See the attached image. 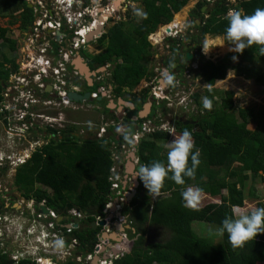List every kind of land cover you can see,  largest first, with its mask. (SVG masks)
<instances>
[{
    "label": "trees",
    "instance_id": "obj_1",
    "mask_svg": "<svg viewBox=\"0 0 264 264\" xmlns=\"http://www.w3.org/2000/svg\"><path fill=\"white\" fill-rule=\"evenodd\" d=\"M187 2L141 0L143 12L138 21L134 22L129 10L126 11L125 21L120 20L107 27L97 40L101 51L85 55L93 71L110 64L108 82L113 87V94L117 97L126 94L134 99L138 95L140 98L135 110L125 115L126 119L135 115L144 102L141 96L146 89L133 93L134 88L142 79L148 80L153 75L151 70L148 74L145 70L149 56L153 55L148 35L170 22L172 15ZM205 5V0H199L193 8L199 24L192 25L201 38L205 35L224 36L228 10L251 14L256 8H264V0H241L237 4L215 0L208 6L206 17L200 12ZM0 10L9 16L11 24L19 21L21 27H26L31 19V9L24 0H0ZM7 33L8 29L0 27V46L7 51L0 53V102L1 81L9 77V70L4 63L10 64L12 69L16 68V42ZM193 39L191 37L188 44H193ZM181 44L179 40L171 41L168 48L175 54ZM197 52L198 49L193 50L192 55L195 56ZM234 55L237 57L235 61L231 59ZM171 60L174 59H164L163 62L169 65ZM197 67L205 85L204 95L210 99L211 108L204 109L199 94H194L193 100L203 109V113L190 116L193 124L177 120L174 128L179 135L185 129L191 132L194 150L199 149L200 163L193 177H184L183 185L166 178L159 193L153 197L137 179L135 194L122 209V214L128 217L135 230L130 237L137 235V241L129 252L113 264H264V234H257L243 247L233 248L226 233L221 236V244L215 245L208 238L198 236L192 228L194 221H204L219 227L225 216L232 215V207L243 206L244 183L256 179L264 182V107H239L233 90L220 91L213 87L216 80L226 77L228 69L233 70L236 76L252 79L255 84L264 87V56L259 53L258 46L253 45L239 54L227 53L213 61L202 59ZM94 89L95 86H86L88 91ZM100 112L108 120L120 117L105 105H102ZM250 123L254 124L252 130L247 128ZM73 130L74 127H68L62 132V139L50 141L19 165L14 172V184L26 199H44L45 205L58 215H66L71 209L79 211L83 215L81 223L85 226L83 230L75 231L73 236L77 238L82 252H90L96 244L95 234L101 228L98 226L92 230L90 224L97 216L103 215L102 210L111 195L108 174L112 166L113 148L107 137L87 135L77 138L72 135ZM168 138L169 133L164 130L144 134L137 144L139 164L148 165L152 161L166 164L168 150L164 143ZM191 186L201 189V193L219 197V202L201 207L186 205L181 192ZM256 207H264V203L256 202ZM147 225L159 229L161 233L158 240L144 239ZM8 263L0 253V264ZM60 264L81 263L67 260Z\"/></svg>",
    "mask_w": 264,
    "mask_h": 264
},
{
    "label": "built area",
    "instance_id": "obj_2",
    "mask_svg": "<svg viewBox=\"0 0 264 264\" xmlns=\"http://www.w3.org/2000/svg\"><path fill=\"white\" fill-rule=\"evenodd\" d=\"M24 1L30 3L31 25H27L25 29L21 30L18 28L21 31L20 34L17 33L18 40L16 43L19 63L13 73L9 75L7 82L2 85L0 119L3 123V130L12 138L23 137L36 121L47 125L51 129L54 138L60 134V129L68 123L67 110H87L89 104H92L93 108H97L98 104L95 102L99 97H103L100 95L108 93L105 91L106 85L102 84L90 93L91 100L95 101L94 103L70 98V93H83L80 84L81 76L75 66V60L77 58L84 59V51L93 54L99 52V50L90 48V43H97V39L104 33L106 26L118 12L123 13L131 2L130 0ZM206 1L212 3L214 0ZM225 2L237 4L238 0H225ZM114 3H117V8L113 7ZM170 24L163 26L160 32H156V42L172 36L181 23L179 25L176 23L173 26H170ZM17 26H19L18 23ZM97 29H99L98 32H96ZM90 34L91 38L89 39ZM100 80L101 77L96 79V81ZM34 91L39 94L35 96ZM154 93L155 96H158L155 91ZM40 96H44L45 100L40 101ZM157 125L158 123H155L154 120H143L141 122L138 130L131 137L134 150L138 140L144 134L155 130H167ZM107 127L119 128L120 119L106 120L97 129L96 137H105ZM112 148L111 159L114 163L108 174V179L111 182V195L102 210L103 215L95 221H99L100 218H110L111 212L116 213L120 209L121 203L127 199V195L133 191L131 187L129 188L126 185L125 188L128 189L121 192V183L127 184L124 180L122 150L116 149L113 145ZM27 201L28 210L35 221L31 223L29 218L24 217L30 223L27 231L32 236L29 244L32 250L23 261L26 260L27 262L29 259H34L33 262H35L40 259L41 264H55L72 260L67 258L70 249L79 245L77 238L68 235L74 227L72 225L64 226V222L60 221L61 219L57 221L59 215L45 205L44 199L35 201L30 198ZM42 206H46V214L39 210ZM66 215L74 219L82 216L75 209L69 210ZM123 218L126 217L123 216ZM121 237L125 241L127 232H122ZM56 240L64 242L62 248L55 246ZM36 247L48 248L36 252ZM79 256H81V259L78 257L77 260L73 261L86 264L92 258V254L88 251L85 253L80 252ZM116 257L111 256L106 260H102L101 264H110V260ZM11 258L16 260L17 257Z\"/></svg>",
    "mask_w": 264,
    "mask_h": 264
},
{
    "label": "flooded vegetation",
    "instance_id": "obj_3",
    "mask_svg": "<svg viewBox=\"0 0 264 264\" xmlns=\"http://www.w3.org/2000/svg\"><path fill=\"white\" fill-rule=\"evenodd\" d=\"M131 4L127 5L126 10H130L129 6L132 5L133 0H130ZM114 8H117V3L113 4ZM1 11V10H0ZM191 11L193 12V14H191ZM2 12V11H1ZM201 12V11H200ZM2 14L6 15L5 13L2 12ZM189 15H190V20L189 23L186 27L184 28H176L175 29V33H173L172 36L167 37V42L171 43V41H177L179 40L182 44L180 46V49H178V52H176L175 54H172V59L171 62H169V65L172 64L173 62H176L177 64L174 66L173 69L169 68V65H167V63H161V66H163V72L165 71H171L174 74V82L172 85H165L164 82V87H161V80L162 79V71L160 72V74H157L156 77H154V73L152 76H149V78L151 79V84L149 85V87H145L143 89H146V92L141 96L142 99L144 100V102H142L140 109H137L135 115H131V117H134L137 115V112H139L140 110L143 109L144 105L146 103L148 104V110L147 113L144 117L142 118H138V120L136 121H132L131 117L129 119L125 118V115L130 112L135 110L138 101V99H140L137 95V99L131 98V97H121L125 102H129L131 104H133V107L130 108L127 105L122 104L120 106L121 110H119L120 114V132L118 133L116 131L117 128H113L110 129L109 127H107V130H105L106 137L109 138V140H111V144L116 147V149L118 150H122V155L121 158L123 159V168H124V172H125V167L128 164H133V165H140L138 162V158L136 155V151H137V146L134 150L133 146H132V142H131V137L135 134V132L138 130V127L140 126L141 122L147 121V120H154L156 118H160L164 116L165 112L168 110V105L166 103V100L168 99L167 97V93L169 92L167 88H174V86H180V84L184 81V77L185 74H189L190 71L192 70L191 66H185V63L182 60L183 54H185L187 51H189L188 46H192V48L190 49V53H192L193 50H199L198 46L201 45V43L203 42V38L198 37L196 34L197 32L194 31L192 32V29L194 28V26L192 24H195L194 21L197 17L195 11L190 10L189 11ZM8 16V15H7ZM9 17V16H8ZM199 21V20H198ZM196 25V24H195ZM172 26V25H171ZM163 27V25L159 26L158 29L161 30V28ZM16 28L21 29H25V27H21V25L17 26ZM195 29V28H194ZM189 33V34H188ZM153 34V33H151ZM149 34L148 37L151 35ZM156 34V33H154ZM147 37V40L149 41ZM191 37H193V44H188V41L191 40ZM224 37V36H222ZM16 38V37H14ZM225 38V37H224ZM187 48L186 50L184 48ZM18 52L15 51L14 53V64L15 66L18 65L19 63V57L16 58ZM154 54V51H153ZM152 58V57H151ZM85 59V56H84ZM164 59H168L163 57L161 59V62H163ZM86 61H88L87 59H85ZM197 57L192 55V58L188 61H196ZM16 61V62H15ZM4 66L9 70L8 73L9 75L13 73V71L15 70L11 68L10 64H6L4 63ZM152 71V70H151ZM185 73V74H184ZM93 80H96L98 78L103 77V70L102 71H98L95 72L92 76ZM9 78V77H8ZM7 79H4L3 81L7 82ZM154 80V81H153ZM181 82V83H180ZM80 84H81V88H83V90L86 89V84L84 85L83 80H80ZM110 86L107 85L105 87V91H107L108 93H106V95H100L103 97H100L99 100V104L100 102L103 101V105H105L106 107H108V104L111 106L117 105L118 102L117 100L119 99V97H117L115 94H113V87L109 88ZM154 91L158 94V96H155ZM33 94L35 96H37L39 93L34 91ZM108 94V95H107ZM115 102H113V100ZM45 98L44 96H40V101H44ZM135 101V103H134ZM119 105H117L116 107L118 108ZM115 108V110H117V108ZM109 108V107H108ZM36 111H38L36 108H34ZM171 110L169 111L170 113L173 112V109L170 108ZM114 110V111H115ZM154 112L153 115H151V113ZM124 113V114H123ZM117 114V113H115ZM167 116V115H166ZM165 116V118H166ZM170 116V115H169ZM171 118V116H170ZM163 119V118H162ZM179 120V119H178ZM177 119L173 118V123L174 125H172V128H174L175 123H176ZM182 121V120H180ZM189 122L191 121V119L188 120ZM184 123V122H183ZM0 124L3 128V123L0 119ZM69 123H67L63 128L60 129V135H58V139H62V131L66 130L69 126ZM189 124V123H188ZM79 128L78 131L75 132V135L77 138H82L84 136L85 133V129L83 124L78 123ZM130 126H133V131H130ZM109 128V129H108ZM1 129V128H0ZM72 133V132H71ZM110 133V135H108ZM91 136L96 137V133H92L89 134ZM121 136V138H120ZM127 136L128 139L126 140L124 137ZM55 138L52 137V133H51V129L43 124L40 123L38 121H36L34 124H32V126L29 128V130L25 133V135L23 137H11L8 134H6V132L4 131L3 134L0 132V148L1 146L5 147L7 151H12L10 152V154L14 155V158L22 163L25 159H27L28 157H31V155L41 149L44 145L50 143V141L54 140ZM139 141V140H138ZM133 149V150H132ZM18 163V164H20ZM3 170H0V173ZM134 171L135 169L133 168V173L131 174H125L124 172V176L127 182H130V184L132 185L131 187L134 188L133 186V180H132V176H134ZM135 179L137 180L138 177H135ZM138 181V180H137ZM13 186L11 188H6V189H2L0 190V216L2 217V220L0 223V253L2 255H4L6 257V260L9 262L8 264H41V260H36L35 262L34 259H29V261L26 262V260L23 261V259L27 258L30 254V251H28V247L30 244V239H32V236H30L28 234V226L30 225V223H28L24 217H27L31 220V223H33L35 221V219L32 218V216L30 215V212L28 210L27 204L28 201L26 199H24L20 193V191L17 189V186L14 184L13 181ZM127 184L121 183L120 188H121V192L126 191L128 188H125ZM42 187V185H39ZM12 188H15V190H11ZM18 192V194L15 193ZM134 194H135V188L133 189ZM130 192V191H129ZM22 199V200H21ZM21 200V202H20ZM112 213V212H111ZM116 214L115 212H113V214H111L110 218L106 219V225L102 228L104 231L99 233L96 243V247H99V249L95 252L92 253V258L90 260L87 261L86 264H91L92 259L94 257H96V264H101L102 260H106L108 258H110L111 256H116L117 255V259H119L123 254L127 253L130 251V249L132 248V243L130 240L125 241L123 243V247H121L120 244V237H121V231L124 232L126 231L125 225L122 222L121 225V229H118V225L120 224L118 222H115L116 220ZM30 216V217H29ZM122 216V214H121ZM59 217L61 218V222H64V226L68 227V226H73L74 229L72 230L71 233H69L68 235H74L75 231H79L81 228L83 230L84 226L81 222L83 219V215L81 216V218H78V222L73 221L74 218H70L67 215H59ZM123 218V216H122ZM121 218V219H122ZM99 225H97L98 227ZM96 227V228H97ZM95 228V229H96ZM154 226H149L147 225V232L145 233V237L147 236V239L150 241H154L158 238L157 233H154L151 235L152 231H154ZM91 229V226H90ZM94 229V230H95ZM152 229V231L150 230ZM93 230V229H92ZM150 232V235H149ZM159 233V231H158ZM128 234V233H127ZM114 237L116 239H114ZM112 242L115 247L113 246H109L107 245V242ZM75 247H81L80 244L78 246ZM11 257H17L16 260H12ZM55 264H60V262L55 263Z\"/></svg>",
    "mask_w": 264,
    "mask_h": 264
},
{
    "label": "rangeland",
    "instance_id": "obj_4",
    "mask_svg": "<svg viewBox=\"0 0 264 264\" xmlns=\"http://www.w3.org/2000/svg\"><path fill=\"white\" fill-rule=\"evenodd\" d=\"M198 1L199 0H188V2L186 3V5L184 7H182L174 16L172 15V21H171L172 23L171 24L178 23V25H179L181 23L178 26L180 29L186 27L188 25L189 20L191 19L190 15H189V11H190V9L195 7V5ZM129 7H130L129 8L130 9L129 14L132 16V20L134 22L138 21L142 15V12H143L141 0H133L132 5ZM125 19H126V15H123V13L118 12V14H116V16L114 17V19L112 21L113 22H117L120 20L125 21ZM9 21H10V18L7 15L2 14V12L0 11V27L4 28V29H8L7 34L10 37H13L12 39H14L15 42L17 43L18 36L16 35V33L20 34L21 31H19L18 28H16L17 22L14 24H11ZM171 24H170V26H171ZM110 25H112V23H109V25L107 27H109ZM194 31H196V29L193 28L192 32H194ZM14 37H16V38H14ZM149 39H150L149 43L153 47L154 54L152 55V58H151V56H149V62L145 66V70H146L147 74L150 72V70H152V72L154 73V77H156V75L160 74L161 71L163 72L162 68L164 65L161 66V63H164V62H161V59L163 57L171 59L172 58L171 55L173 53L170 52V49L168 48L167 38H164L163 41L156 42L157 36H156V34H153L152 37ZM229 47H230V45L227 43V41L225 40L224 37L205 35L203 37V42L201 43L200 46H198L199 50L195 56L197 57V59L199 58V61L202 59H210L213 61L217 58L223 57L227 53H234V52L229 51ZM90 48H92L93 50H100V47L98 46L97 43H90ZM3 52L7 53L6 49H4L3 47L0 46V53H3ZM83 54L84 55H87V54L88 55H94L92 52H88V51H84ZM183 56L184 57H182V60L185 63V66L190 65L192 70L190 71L189 74L184 73L185 74L184 81L182 83L180 82L181 83L180 86H178V85L174 86L173 85V87H175V89L171 88V87L167 88V89H169V92L167 93L168 99L166 100V103L168 105V110L170 111L171 110L170 108H172L173 112L170 113L167 110L163 117L160 116V118L155 119V123H158L157 126H162L164 129H167L166 131H168V133H169V138L164 143V147L167 150H168V145H169L170 141H172L174 138L179 136V134L175 131V129L172 128V125H174L173 118H175L177 120L179 119V121L180 120L188 121L190 116H196L199 112H200V114H202L203 109L199 108L196 105V102L193 100V95L199 94V101L201 103H202V97H206L204 95L205 85L199 76L198 67H197L199 61H197V60L196 61H188V60H186L185 54H183ZM17 57H19V53L17 54L16 58ZM232 73H233V70L229 71V69H228L227 73H226V77L223 80H216L213 87H215L217 90H220V91L233 90V92L235 93L234 99H235L236 105L239 107H247V106L264 107V88L256 85L252 80L251 81H241L240 79L237 80V78H233L234 74L232 75ZM150 81H151L150 78H148V80L144 79L143 82H140L133 91L138 92L141 89H143L149 85H152ZM124 96L126 97L127 95L124 94ZM216 98L218 99V97H216ZM112 100H113V102H115L114 99H112ZM92 103H94V101H92ZM134 103H135V101H134ZM135 104H137V103H135ZM102 105H103V101L100 102V106L97 108L102 109ZM111 110H114V108L111 107ZM67 112L73 121L80 123V124H83L86 135L94 133V130H96L98 128V126H101L103 124V118L108 120L107 117H105V115L102 112H100L99 109L93 108L92 104H89L87 106V110H71V109H69V110H67ZM98 112L100 113L101 116L98 115ZM119 114H122V113H119ZM169 115L171 116V118ZM116 116H118V113L116 114ZM165 116H166V118H165ZM118 119H120V117ZM89 122H90V124H93V126H87V123H89ZM249 127L253 129L254 124L250 123ZM0 128H1L0 132L3 134L4 128H2L1 124H0ZM77 130H78V128H77ZM9 136H11V135H9ZM5 149L6 148L3 146H1V148H0V170H3L0 173V190L14 187L12 184L14 181V176H15L14 172L16 169H18V165H19L18 163H20L14 158L13 154H10L12 149H11V151H7ZM29 158L30 157L25 159L22 163H25L27 160H29ZM22 163H20V165ZM113 163H114V161L112 160V164ZM1 166H4V167H1ZM127 186H129V188H130L132 185L130 184V182H127ZM189 188L194 189L192 186ZM132 189H134V188H132ZM11 190H15V188H12ZM243 191H245V200L243 201V206L232 207L231 208L232 215L229 217L238 216L240 214H247L248 212H250L252 209H254L256 207V202L264 203V182H262L260 179H256L255 181H250V180L246 181L244 183ZM250 192H253L254 195H252ZM15 193L18 194V192H16V191H15ZM222 193L225 194V191L223 190ZM205 195L206 196H203L200 194L198 202L195 203V207H197V206L201 207V206H204L208 203L219 202V197H212V196H209L207 194H205ZM153 196H154V194L151 195V197H153ZM120 214H122V208L121 207L117 211L115 222L120 223V225H122V222H123V224L125 225L124 229L128 233L125 241L130 240L132 245H133L137 241V235L134 237H130V234H134V232H135L134 227L131 226V222L128 220V217L126 215H125L126 218L121 219ZM123 215L124 214H122V216ZM99 217H100V215L97 216L96 219ZM99 220H102V219L100 218ZM92 222H94V221H92ZM104 226H100L101 228L95 234L96 243H97L96 239L98 238L100 231L101 232L104 231L102 229ZM151 226H153V225H151ZM192 228L198 236L208 238L209 241H212L215 245L221 244V236L216 235V229L218 228L217 225H211V224L204 222V221H194L192 223ZM150 230L152 231V229H150ZM158 231L154 230L151 233V235L154 233H157L158 238L156 240H158L160 238L161 232L159 231V233H158ZM121 233H122V231H121ZM149 235H150V232H149ZM144 239L148 240L147 236L145 237V235H144ZM125 241H123L122 237H120L121 247H123V243ZM107 243H108L107 245L115 247V245L112 242L109 241ZM43 248L45 249L48 247H36L35 250H36V252H41L43 250ZM27 249H28V251H31L32 247H28ZM98 249H99V247H96V244H95L93 247V250L90 251V253L91 254L95 253ZM80 252L85 253V252H82L79 247L71 248L70 254H69V256H67V258L72 259V261L77 260L78 257H80V259H81V256H79ZM116 259H117V257L111 259L110 264H113V262ZM61 263H63V262H61ZM258 264H262V263H258Z\"/></svg>",
    "mask_w": 264,
    "mask_h": 264
},
{
    "label": "clouds",
    "instance_id": "obj_5",
    "mask_svg": "<svg viewBox=\"0 0 264 264\" xmlns=\"http://www.w3.org/2000/svg\"><path fill=\"white\" fill-rule=\"evenodd\" d=\"M190 10H193V8ZM126 11L127 10H124L123 15H125ZM175 14H173V16ZM226 19H227V27L225 28L224 36H225V40L230 45L229 51L239 54L242 53L244 49L251 48L253 45H257L259 53L261 54V56H264V8H256L251 14H244L241 10H230L226 14ZM171 21L164 24L163 26L170 24ZM17 23L20 25L19 21ZM110 23L114 24L116 22H113L111 20ZM156 31L153 33H156ZM168 44L169 42H167V45ZM100 51L101 49L99 50V52ZM83 56L85 55L83 54ZM85 59H82L81 61L84 62ZM231 59L235 61L237 57L234 55L231 57ZM109 65L110 64H106L103 66L104 68L99 67L94 71L89 68L91 72L89 75V80H87L86 77L78 69L77 70L80 73L81 80H83L84 85L86 84L89 87L95 86L94 89L95 91L96 88L102 84L106 86L107 85L110 86L108 82L109 74H110ZM87 66L89 67L88 64ZM169 68L173 69L174 64H170ZM102 70H103L102 79L100 81L93 80L91 76L95 72ZM162 79L165 85H172L174 82L173 72L171 71L163 72ZM86 91L88 90L86 89L83 90V93H85ZM94 91H89V94ZM209 91H211V88H209ZM83 93H78V94H83ZM77 101H81V100H77ZM90 101L92 100L91 99L86 100V102L88 103ZM95 103L98 104V107L100 106L99 100H97ZM202 106L204 109L211 108V101L208 97H202ZM96 109H99L101 111V108H96ZM109 109H111V107H109ZM118 116H120V114H118ZM66 117L69 123L68 126L74 127V130L72 131V135L76 137L75 132L78 131L77 128H79V125L77 122L72 120L68 112ZM87 126H93V124L87 123ZM99 127L100 126H98V128ZM97 129L94 130L95 133ZM116 131L119 133L121 130L120 128H117ZM86 136L87 135L84 134L83 138ZM57 137L58 136L54 138L56 139ZM124 138L126 140L128 139L127 136H125ZM194 147L195 146L191 132L188 131L187 129L182 130L181 134L178 137L174 138L172 141H170L168 145L166 164L161 161H152L148 165H140L134 177L139 178L144 188L147 190V193H151L154 195L159 193V190L161 189L163 182L166 178L171 179L177 185H183L185 183L184 177H189V178L193 177L195 174V170L200 163V160L198 158L199 149L194 150ZM169 173H171L170 176ZM200 194H201V189L188 188L181 192V198L186 203V205L195 206V203L198 202L199 200ZM23 198L26 199L25 197ZM1 220L2 217L0 216V223ZM225 233L227 234L228 242L233 248L243 247L248 241L253 240L257 234H264V207H256L247 214H240L238 216H233V217L225 216L221 220L220 226L216 229V235L223 236ZM63 243L64 242L62 240H56L55 246L57 248H62Z\"/></svg>",
    "mask_w": 264,
    "mask_h": 264
},
{
    "label": "water",
    "instance_id": "obj_6",
    "mask_svg": "<svg viewBox=\"0 0 264 264\" xmlns=\"http://www.w3.org/2000/svg\"><path fill=\"white\" fill-rule=\"evenodd\" d=\"M27 7L28 8H30V3H27ZM191 14H193V12L191 11ZM194 23L196 24V25H198V23H199V21H198V19H195V21H194ZM29 25H31V22H29L28 23ZM99 31V29H97V31L96 32H98ZM95 32V33H96ZM91 38V34L89 35V39ZM185 50L187 49L186 47L184 48ZM188 49L190 50L191 49V46H188ZM185 57H186V60H190L191 58H192V54L190 53V51H187L186 53H185ZM110 63H111V60H110ZM87 64H88V62L85 60L84 62H82L81 61V59L80 58H77L76 59V61H75V65H77L76 67H77V69L86 77V79L87 80H89V75H90V70H89V67L87 66ZM172 64H174V66L177 64L176 62H173ZM5 84V81H1V85H4ZM70 98H72L73 100H83V99H85V100H89V99H91V97H90V94H89V91H86L85 93H83V94H78V93H75V92H73V93H70V96H69ZM98 100H100V97L98 98ZM117 102H118V105L119 106H121L122 104H124V105H127L128 107H130V108H132L133 107V104H131V103H129V102H125L122 98H120V99H118L117 100ZM148 104L149 103H146L145 105H144V107H143V109L142 110H140L139 112H137V115L136 116H134V117H131V120L132 121H136V120H138V118H142V117H144L145 115H146V113H147V110H148ZM114 107V106H113ZM154 114V112H152L151 113V115H153ZM188 123H190V124H193L194 122L193 121H184V124H188ZM130 131H133V126H130ZM108 135H110V133L108 134ZM120 138H121V136H120ZM139 166L140 165H133V164H128L126 167L128 168V170L129 171H131V170H133V168L135 169V171H134V176L136 175V171H137V169L139 168ZM134 176H132V180H133V186H134V188H136L137 187V185H138V181L135 179V177ZM134 196V191H131L128 195H127V199H126V201L129 203V201H130V199L132 198ZM125 201V202H126ZM127 202L125 203V204H127ZM125 204L123 205V204H121L122 206H125ZM39 210L42 212V213H45L46 214V212H47V209H46V207H44V206H42V207H40L39 208ZM121 215V214H120ZM59 218L61 219L62 217H58V220H59ZM109 218V217H108ZM120 218H122V216H120ZM73 221H75V224L74 225H76V222H78V219H73ZM91 229H95L96 227H97V225H99V226H104V225H106V219H102V220H99V221H94V222H91ZM118 226V229H121V225L120 224H117ZM114 239H116L115 237H114ZM96 257H94L93 259H92V262H91V264H96Z\"/></svg>",
    "mask_w": 264,
    "mask_h": 264
},
{
    "label": "crops",
    "instance_id": "obj_7",
    "mask_svg": "<svg viewBox=\"0 0 264 264\" xmlns=\"http://www.w3.org/2000/svg\"><path fill=\"white\" fill-rule=\"evenodd\" d=\"M241 0H238V2H240ZM209 6V5H208ZM208 9V7H206V8H202L201 9V11L203 12V11H205V10H207ZM157 32H160V29H158L157 30ZM16 35H17V33H16ZM197 36L198 37H200L198 34H197ZM191 48H192V46H191ZM102 68H104L103 66H101ZM230 71V70H229ZM234 73H232V75H233ZM233 78H237V80L238 79H240L241 81H251L252 79H245V78H243V77H241V76H236L235 74L233 75ZM143 80L144 79H142L140 82H143ZM139 82V83H140ZM257 85V84H256ZM259 86V85H258ZM112 87V85L110 84V87L109 88H111ZM260 87H262V86H260ZM205 88V87H204ZM264 88V87H263ZM135 89V88H134ZM126 92H129V90H125ZM133 93H137V92H134L133 91ZM125 97V96H124ZM126 97H131L130 95H127ZM121 97H119V99H120ZM138 102H139V100H138ZM137 102V103H138ZM118 105V104H117ZM117 105H114V107H116ZM108 106H109V104H108ZM109 107H113V106H109ZM113 107V108H114ZM117 108V107H116ZM114 110H115V108H114ZM119 110H121V108H120V106H118V108H117V110H115L114 112L115 113H118L119 112ZM98 115H100V113L98 112ZM101 116V115H100ZM102 124V123H101ZM247 128L248 129H250V130H252V128H250L249 127V125L247 126ZM125 174H131V173H133V171L131 170V171H129L128 170V168L127 167H125V172H124ZM201 195H203V196H206L204 193H201ZM127 204H128V202H127ZM192 207H195V206H192ZM198 207V206H197ZM111 214H113V212L111 213ZM114 215H117V212H116V214H114ZM154 230H156V231H158L159 229H157V228H154Z\"/></svg>",
    "mask_w": 264,
    "mask_h": 264
},
{
    "label": "bare ground",
    "instance_id": "obj_8",
    "mask_svg": "<svg viewBox=\"0 0 264 264\" xmlns=\"http://www.w3.org/2000/svg\"><path fill=\"white\" fill-rule=\"evenodd\" d=\"M214 1H215V0H214ZM214 1H213V2H214ZM205 2H206L207 5L202 6L201 9H202V8H206V7H208V5H209V6L211 5V3H210L209 1H206V0H205ZM213 2H212V3H213ZM200 11H201V10H200ZM201 14H202L204 17H206V16H207V10H205V11H203V12L201 11ZM171 25L173 26L174 24H171ZM9 37H10V36H9ZM10 38H13V37H10ZM75 61H76V60H75ZM15 62H16V61H15ZM76 66H77V65H76ZM161 82H162V83L160 84L161 87H164V84H163V81H162V80H161ZM109 106H110V105H109ZM89 123H90V122H89ZM132 171H133V170H132ZM125 201H126V199H125ZM125 201L122 202L121 204L124 205V204L127 202V201H126V202H125ZM126 205H127V204H125V206H126ZM125 206L120 205V207H121L122 209H123V207H125Z\"/></svg>",
    "mask_w": 264,
    "mask_h": 264
}]
</instances>
